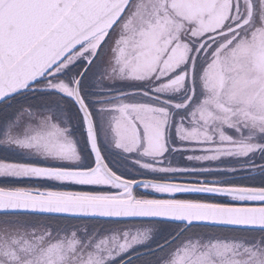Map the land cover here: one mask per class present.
Returning a JSON list of instances; mask_svg holds the SVG:
<instances>
[{
    "label": "snow or ice",
    "instance_id": "1",
    "mask_svg": "<svg viewBox=\"0 0 264 264\" xmlns=\"http://www.w3.org/2000/svg\"><path fill=\"white\" fill-rule=\"evenodd\" d=\"M0 264H264V0H0Z\"/></svg>",
    "mask_w": 264,
    "mask_h": 264
}]
</instances>
